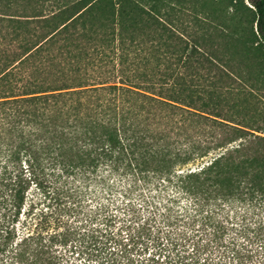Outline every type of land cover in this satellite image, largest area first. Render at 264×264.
I'll return each instance as SVG.
<instances>
[{
    "label": "trees",
    "instance_id": "obj_1",
    "mask_svg": "<svg viewBox=\"0 0 264 264\" xmlns=\"http://www.w3.org/2000/svg\"><path fill=\"white\" fill-rule=\"evenodd\" d=\"M15 1L0 264H264V0Z\"/></svg>",
    "mask_w": 264,
    "mask_h": 264
},
{
    "label": "rangeland",
    "instance_id": "obj_2",
    "mask_svg": "<svg viewBox=\"0 0 264 264\" xmlns=\"http://www.w3.org/2000/svg\"><path fill=\"white\" fill-rule=\"evenodd\" d=\"M13 4L6 8H0V14H4V19H0V40H23V38H30V40H37L39 37L43 36L47 29L44 28V22L40 20H33L28 18L33 13V5L18 3L13 0ZM45 7L40 9L41 15L44 17L51 16V12H55V9L49 8V5H44ZM38 6L34 9L37 10ZM39 13V12H37ZM36 13V14H37ZM22 16V17H21ZM27 16V17H23ZM7 19H18L19 21H10ZM47 27V25H46ZM14 34H20V37L14 39ZM118 229V224L114 227H110L111 231L116 232ZM125 233H122L124 235ZM150 253V252H149ZM148 256V255H146ZM144 256L135 257L133 264H139L137 260L141 261ZM83 264V260L76 255L71 259L70 264Z\"/></svg>",
    "mask_w": 264,
    "mask_h": 264
},
{
    "label": "snow or ice",
    "instance_id": "obj_3",
    "mask_svg": "<svg viewBox=\"0 0 264 264\" xmlns=\"http://www.w3.org/2000/svg\"><path fill=\"white\" fill-rule=\"evenodd\" d=\"M245 2L247 3V2H248V0H245ZM249 6L251 7V4H249Z\"/></svg>",
    "mask_w": 264,
    "mask_h": 264
}]
</instances>
